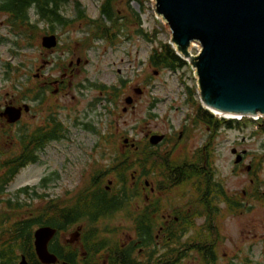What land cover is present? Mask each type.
Segmentation results:
<instances>
[{
	"label": "rangeland",
	"instance_id": "1",
	"mask_svg": "<svg viewBox=\"0 0 264 264\" xmlns=\"http://www.w3.org/2000/svg\"><path fill=\"white\" fill-rule=\"evenodd\" d=\"M79 1L88 17L96 19L99 16L102 0ZM140 2L142 5L136 0H132L129 6L126 0L116 3L118 13L126 14L129 22L128 19L119 21L121 28L117 31L114 44L96 38L91 40L87 50L81 49L82 40L89 36L84 24L74 23L66 30L56 25L54 34L58 43L46 49L41 45V38L52 33L41 32L28 44L22 35L11 32L4 21V14H0V37L3 38L0 44L1 93L7 92L10 100H25L36 115V120L31 121L34 124L45 119L51 103L54 116L63 129L60 139L51 141L39 153V163L19 173L7 187V192L12 193L28 183L34 187L35 194L46 192L57 197L58 202L67 204L88 185L95 170L108 167L111 158L131 143H149L152 134H163L164 139L151 146L157 151H164L174 144L178 151L181 150L174 155L181 159L190 158L195 147L198 151L209 141L208 128L203 123L196 125L192 122L190 98L195 101H200V98L191 65L188 63L176 70H158L147 60L153 46L169 40L170 30L167 23L156 16L154 0ZM131 9L140 15L142 29L149 35L154 34L153 38H146L136 31L139 26L132 18ZM62 14L66 17L75 15L72 2L62 8ZM29 17L35 22L36 15L32 9L29 10ZM44 26L38 23L39 28ZM193 43L188 52L196 55L200 47L197 42ZM186 60L189 61L188 58ZM42 80H56L54 86L57 88L61 85L60 91L47 101L46 111L39 109L40 105L36 106L34 97L35 91L39 93L38 83ZM100 85L116 86V96L111 90H100ZM127 96L132 98L129 103L125 101ZM27 121V118L23 119V122ZM260 122L261 119H245L233 128L220 127L208 145L215 178L228 194L242 203V208L235 214L221 205L222 216L217 221L221 234L217 245V264H264V200L254 198L264 192V135L257 126ZM179 136L184 139L177 144ZM124 139L128 141L124 143ZM233 148L236 153H232ZM241 149L248 154L244 163L238 166L234 159ZM247 164H251V171L246 170ZM154 175L155 172L152 177H142V182L148 181L150 185L143 184L146 189L143 188L141 196L134 199L132 209H140L160 194L164 207L161 206L163 220L166 221L165 214L172 207H188L186 199L192 196V187L187 184L191 189L183 197L180 192L187 185L183 190L157 191L152 182ZM44 177L47 181L41 184ZM113 181L114 176L108 174L103 185L111 186ZM18 197L19 204L23 206L21 210L36 211L48 204L45 202L48 200L35 197L34 193ZM2 207L3 211L9 209ZM201 222L202 218H199L197 224ZM194 223L196 226V219ZM96 224L100 228H117V239L124 245L135 237L133 223L125 212L101 219ZM75 229L76 225L61 231V242H66ZM192 232L194 229L182 239ZM161 240L160 234L156 239L158 247L163 245ZM104 262L102 260L100 264ZM180 264H201V261L197 255L191 254Z\"/></svg>",
	"mask_w": 264,
	"mask_h": 264
},
{
	"label": "trees",
	"instance_id": "2",
	"mask_svg": "<svg viewBox=\"0 0 264 264\" xmlns=\"http://www.w3.org/2000/svg\"><path fill=\"white\" fill-rule=\"evenodd\" d=\"M120 1L102 0L96 19L86 15L79 0H0V14H4V21L11 32L22 35L28 44L41 32L54 33L56 25L66 30L74 23L84 24L89 33L81 42V49L85 50L91 46V40L96 38L115 43L117 31L121 28L119 21L125 22L128 19L129 22L126 14L118 13L115 8ZM131 1L126 0L128 6ZM136 1L142 5L141 0ZM70 2L74 6L75 15L66 17L62 14V8ZM31 9L36 15L35 22L29 17ZM131 15L139 26L136 31L146 38H153L154 34L149 35L142 29L140 15L132 9ZM38 23L44 24L45 28H39ZM147 60L150 66L158 70H176L188 65L168 40L153 46ZM98 88L111 90L114 96L117 94L116 86L100 85ZM190 100L192 122L196 125L203 123L210 133L209 141L196 151V226L195 219L183 213L168 230L173 242L160 247L154 245L155 231L162 225L160 194L140 209H132L134 199L141 196L143 188L146 189L142 177L155 172L152 182L157 191L166 190L167 187L183 190L187 184L193 185L195 170L192 160L188 161L186 157L179 159L178 155L157 151L144 142L141 145L126 146L123 152L116 153L108 167L95 170L88 185L80 189L67 204L57 202L54 207L47 204L36 211L28 209L30 212L21 210L23 206L19 203L8 205L9 209L17 212L5 216L0 214V264H17L21 254L25 255L30 264H42L35 254L32 238L33 229L40 225L57 229L48 245L49 250L58 258L54 264H61V261L69 264H100L102 260H105L102 264H180L191 254L197 255L201 264H217V245L221 239L217 221L222 216L221 205L229 213L235 214L242 208V203L228 194L215 178V169L210 159L211 148L208 145L220 127L233 128L239 126L240 122L217 118L199 100ZM53 122L55 139L58 140L62 136V124L56 118ZM259 130L264 133L263 123H259ZM182 139L183 136L177 137V144ZM169 163L182 167L181 175L171 181L163 177ZM108 174L114 176L111 186L103 185ZM254 198L264 200V192ZM118 212H125L133 223L135 237L125 245L117 239V228H100L96 224ZM199 218H202V222L197 224ZM74 225L80 227L79 240L74 244L61 242L59 233ZM192 229L194 232L183 240L182 236ZM134 243L141 249L142 258L132 251Z\"/></svg>",
	"mask_w": 264,
	"mask_h": 264
},
{
	"label": "water",
	"instance_id": "3",
	"mask_svg": "<svg viewBox=\"0 0 264 264\" xmlns=\"http://www.w3.org/2000/svg\"><path fill=\"white\" fill-rule=\"evenodd\" d=\"M154 12L169 27V43L188 58L203 107L221 115L264 117V0H154ZM57 42L55 34L41 38L46 49ZM192 42L200 46L196 55L188 52ZM131 100L125 98L127 103ZM7 114L8 121L15 122L21 108L9 106ZM163 138V134H152L148 140L157 145ZM244 153L235 155V164ZM56 231L49 225L33 230L34 250L42 264L57 261L48 249ZM79 234V229L75 230L67 241L75 242ZM18 264L29 262L22 254Z\"/></svg>",
	"mask_w": 264,
	"mask_h": 264
},
{
	"label": "flooded vegetation",
	"instance_id": "4",
	"mask_svg": "<svg viewBox=\"0 0 264 264\" xmlns=\"http://www.w3.org/2000/svg\"><path fill=\"white\" fill-rule=\"evenodd\" d=\"M2 42L3 38L0 37V44ZM54 83H56V80H42L38 83V86L40 87L38 89V92L41 94L39 95V93L35 91L36 95H34V97L37 101L36 106L40 105L39 109L43 108V111H46L44 107H46V105L49 103L47 101H50L51 95H55L57 91H60L59 89L61 85L57 88V86H54ZM51 86H53V88H51ZM1 92L2 89L0 87V214L4 216L8 213L11 214L13 210L7 209L9 208L8 205L19 203L18 196L26 194L30 195L31 193H34L35 197L48 200L45 202H48L49 205L54 207L58 202V200H56L57 197L47 195L46 192H44L43 194H35L34 187H32V185L28 183L21 185L12 193L7 192V187L11 185L16 176L29 166L38 164L39 153H41L42 150H44L51 141L56 140L55 130L53 128V120H55V116L54 112L51 109V103H49L47 107V112L49 115L47 114L42 122L34 124L35 122L31 121L36 120V115L32 113V107L25 103V100H17L14 98H11L10 100L8 98L7 92L4 94H2ZM9 106L21 108V116L15 122L8 121V114L6 115V110ZM25 118L28 119L27 122H23V119ZM17 126L18 128L15 129ZM164 151L171 153V155L181 152V150L178 151L174 146H172L171 148L168 147ZM241 151H245V154L243 155L242 160L238 164V166L244 163L248 154L245 149H241ZM187 160H192L194 164L195 179H193V185L189 183L192 189L190 188V185H187V187L180 192V196L183 197L186 192L191 189V191H193V198L192 196H189L186 199L188 201V207H172L170 211L165 214L167 219L166 221L163 220V212L161 210L160 218L163 220V223L162 225L158 226L155 231L154 245L156 247L159 246L156 239L160 234L162 236V244H170L173 242V240H171L169 236L168 230L172 225L175 224V221H177L183 213H186L187 217L189 218L196 219V147L193 150V155L190 158H187ZM245 167L247 171L252 170L251 164H247ZM181 168L182 167H180L179 165H172L171 163H169L164 169L163 177H166V180L171 181L170 179L177 178L181 175ZM152 174L153 172L150 173V176H152ZM164 178L163 183H165ZM46 181L47 177H44L43 183L41 184H45ZM168 192L170 191L167 187L165 193ZM192 205H194V207H192ZM2 206H6L7 211L1 210L3 208ZM132 251L135 252V254L137 253V255H141V249L137 246V243H134L132 245Z\"/></svg>",
	"mask_w": 264,
	"mask_h": 264
},
{
	"label": "bare ground",
	"instance_id": "5",
	"mask_svg": "<svg viewBox=\"0 0 264 264\" xmlns=\"http://www.w3.org/2000/svg\"><path fill=\"white\" fill-rule=\"evenodd\" d=\"M192 45H194V43H193V42L190 44V46H189V48H188V49H190V47H191ZM199 47H200V46H199ZM217 114H218V113H217Z\"/></svg>",
	"mask_w": 264,
	"mask_h": 264
},
{
	"label": "built area",
	"instance_id": "6",
	"mask_svg": "<svg viewBox=\"0 0 264 264\" xmlns=\"http://www.w3.org/2000/svg\"><path fill=\"white\" fill-rule=\"evenodd\" d=\"M258 117H254V119H257Z\"/></svg>",
	"mask_w": 264,
	"mask_h": 264
}]
</instances>
